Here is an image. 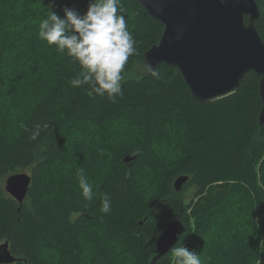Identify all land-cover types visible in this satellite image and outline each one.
<instances>
[{"label":"trees","instance_id":"16d2710c","mask_svg":"<svg viewBox=\"0 0 264 264\" xmlns=\"http://www.w3.org/2000/svg\"><path fill=\"white\" fill-rule=\"evenodd\" d=\"M256 1L261 14L255 26L264 42V0ZM120 4L136 48L122 73L127 71L122 94L110 99L89 95V86L82 87L71 95L70 110L58 117L53 101L59 86H48L33 108L21 111L14 127L15 115L23 109L14 105L21 102L34 75L43 80L49 50L56 66L62 62L55 47L44 49L38 37L40 21L52 10L62 15L65 7L84 14L89 0H0V115L10 112L0 127V243L9 240L17 258L11 264H171L170 253L154 258L159 236L175 219L186 227L178 243L190 234L187 248L198 254L208 246L203 239L223 225L231 233L237 229L235 235L252 244L253 254L260 236L256 222L264 224L261 77L249 72L236 93L208 103L195 101L177 69L160 64L153 70L145 59L147 50L159 42L163 26L133 0ZM11 63L17 68H9ZM184 121L187 139L172 144V129L179 131ZM89 128L95 130L94 151L103 157L118 155L100 195L93 187L92 201L83 198L77 176L63 159L69 151H63L65 140ZM127 135H136V143L126 147L121 137ZM164 143L175 145L178 164L163 180L166 163L153 152ZM128 155L135 156L130 163L124 161ZM26 169L31 170L32 183L21 204L5 184L10 175ZM149 171L161 179L162 207L155 216L141 190V178ZM182 175L190 179L176 191L174 182ZM189 187L197 202L192 198L187 204L184 191ZM105 194L112 201L107 214L100 211ZM186 205H194L201 221L194 231ZM249 259L259 263L253 255Z\"/></svg>","mask_w":264,"mask_h":264},{"label":"water","instance_id":"95a60500","mask_svg":"<svg viewBox=\"0 0 264 264\" xmlns=\"http://www.w3.org/2000/svg\"><path fill=\"white\" fill-rule=\"evenodd\" d=\"M154 21L163 26L159 42L145 53L154 70L164 64L183 76L193 99L208 103L236 93L249 72L260 80L262 109L259 121L264 125V42L255 21L260 17L256 0H133ZM248 16V22L245 17ZM135 156H126L129 163ZM189 175L174 182L181 191ZM32 183V174L14 173L6 179V191L23 203ZM186 227L171 220L159 236L154 261L170 253ZM17 261L10 242L0 243V264Z\"/></svg>","mask_w":264,"mask_h":264},{"label":"rangeland","instance_id":"374dc122","mask_svg":"<svg viewBox=\"0 0 264 264\" xmlns=\"http://www.w3.org/2000/svg\"><path fill=\"white\" fill-rule=\"evenodd\" d=\"M123 14H126L125 10H123ZM63 15L64 11L61 16ZM125 18L127 19V16H125ZM43 44L45 46L44 49L55 47L49 46L45 41L43 42ZM28 45L36 48V45L33 41H30ZM52 54L53 50H49V57H51V59L47 64L45 62L47 71L43 77V80L41 82L37 81L34 75L32 80L28 82V85L30 87L25 88L26 92L21 97L23 99H21V102H16V104L14 105L16 108L19 106L23 107V109H21L20 112L15 115L17 116V118L14 121V127H17L16 122L19 121V115L21 111H24V109L29 111L31 108H33L34 104L36 105V101H38V97L48 86L49 88L53 85L59 86V92L57 93V97L53 101V108L57 115L61 114V116H65L72 107L70 104L71 95L76 94L82 87L88 86L82 85L81 87H73L70 84V80L75 78L78 73L82 71V69L80 68V65L78 63L74 62L73 59L66 54V52L59 54V57L62 60L60 66L55 65L54 60L52 59ZM41 58L42 56L38 55L37 61L40 62ZM8 67L17 68V65L11 63L8 65ZM17 70L20 75L23 74L21 66ZM125 73H127V71H125ZM125 73L123 75L124 79L127 78L125 77ZM33 79H35V81ZM7 113H10L9 109L5 110L3 115H0V127L2 126V121L6 117ZM58 117H60V115H58ZM80 127L83 129L85 125L81 124ZM178 127L180 130L183 128V130L178 131L177 127L172 129V144H179L187 139L186 133L188 131V126L185 121L181 122ZM121 138L123 142H128V145H126V147L136 143V135H127L122 136ZM96 143L97 142L95 141L94 128H89V131L87 132H78L77 135L70 136L68 140H65L63 151H69L65 152L66 155L63 156V159L65 161H68L67 168L72 170L74 172V175H76V170L78 168H82L84 170V174L87 177L89 183L92 184V186L96 190L94 193H96V196H98L101 193L99 190L102 189L104 185V181L106 179L109 168L118 165V163H116L118 155L115 156L108 154L107 156L103 157L99 151H94L93 147L96 146ZM172 144L164 143L158 146L157 149L155 148V151L153 152L157 160H163L166 163L164 169L165 174L162 176L163 180L168 176V174L172 172V170H174V168H177L178 159L177 155L175 154L176 148L175 145L171 146ZM132 148L137 147L133 146ZM134 152L139 151L135 150ZM157 155L160 158H157ZM58 164L59 162L57 161L56 165ZM24 172L30 174L31 170L26 169L24 170ZM160 180L161 179L159 175L151 171L144 175V178H141V190L146 196V205L152 207L151 213L153 216H155L158 213L159 208L162 207V202L161 200H159L158 196L161 193V190L159 188ZM259 187L263 189L261 183L259 184ZM185 193L188 194L186 199L187 204L192 198H195V201L197 202V198L194 197L193 189H190L189 187L184 191V194ZM253 199L255 202L256 198L254 194ZM186 206H188L186 214L190 217V224L192 226V230L194 231L198 226H200L201 221L199 219V216H197V213L193 211L194 205ZM260 214L261 211L258 208L256 210V215ZM256 225L258 227L260 236L258 244L254 245V247L257 248V251L253 254L251 253L252 244H250L248 241L247 243L243 241L244 238L241 239L240 235H235L234 232H236L237 229L231 228L233 231L231 233L227 230L230 228H226L224 227V225L222 227L214 228L213 232L203 239L204 242L208 243V246L202 247L199 251L200 258L203 261V264H251L249 259L251 255L256 258L257 262H259L258 264H264V224H259L256 222ZM191 240L192 237H190V234H187L184 239L177 244L176 247L183 245L187 247ZM170 258L171 264H173V258L171 256Z\"/></svg>","mask_w":264,"mask_h":264},{"label":"clouds","instance_id":"9594fccd","mask_svg":"<svg viewBox=\"0 0 264 264\" xmlns=\"http://www.w3.org/2000/svg\"><path fill=\"white\" fill-rule=\"evenodd\" d=\"M38 29L40 40L55 46L59 53L66 52L80 65L82 71L70 80L73 87L88 85L89 95H107L110 99L122 94V73L136 48L120 0H89L84 14L69 7L64 8L63 16L52 10L40 21ZM76 176L83 198L92 201L93 186L84 170L78 168ZM100 211H112L107 194L101 198ZM170 254L173 264H203L200 254L185 245L173 246Z\"/></svg>","mask_w":264,"mask_h":264}]
</instances>
